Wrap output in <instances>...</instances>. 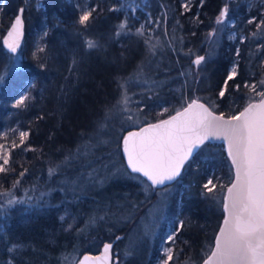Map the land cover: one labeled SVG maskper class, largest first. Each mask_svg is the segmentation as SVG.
I'll use <instances>...</instances> for the list:
<instances>
[{"label":"trees","instance_id":"trees-1","mask_svg":"<svg viewBox=\"0 0 264 264\" xmlns=\"http://www.w3.org/2000/svg\"><path fill=\"white\" fill-rule=\"evenodd\" d=\"M189 1V10H185L183 0H6L1 10L0 74L8 75L0 84V143L9 140L14 129L29 136L24 147L11 149L7 167L13 170L0 173V192L10 191L18 201L8 205V197L0 196V264H69L73 252L80 256L97 253L105 242L120 236L118 249L128 226L114 231L108 221L101 222L102 227L94 226L100 190L71 192L66 179L91 159L101 163L111 158L109 152L119 146L121 150L128 130L164 119L195 98L210 107L215 102L213 110L230 117L254 96L244 83L261 87L264 27L256 29L264 20V0ZM225 6L228 17L217 25L216 18ZM22 7L25 39L13 56L2 38ZM93 8L88 26L81 25L80 14ZM252 18L255 23L249 24ZM124 21L127 29L117 38L115 32ZM141 26L144 36L137 35ZM213 29H218L215 37L221 38L218 52L197 68L186 54L205 53L202 44ZM174 30L181 32L184 48L155 55L148 52L146 39L166 41ZM88 40L99 47L88 49ZM41 46L44 52L38 51ZM17 63L19 67L13 69ZM141 66L142 75L136 78ZM232 66H237L238 75L228 81L225 96L218 98ZM163 79L156 93L159 101L142 109L141 125L116 111L121 81L130 87L134 81ZM236 83L241 85L239 91L234 89ZM25 91L29 94L25 105L13 107ZM259 99L256 96L253 101ZM109 110L110 118L105 121ZM120 158L126 166L122 150ZM49 168H56V173L50 176ZM209 178L217 184L212 193L203 189ZM233 179V165L223 143H206L187 163L172 184L176 187L172 198L176 236L169 244L174 252L170 264L203 262L224 219L219 184L226 192ZM17 180L19 184L13 187ZM138 186L132 178L120 179L107 192L120 195ZM153 257L160 258L159 252ZM148 258L145 254L136 264H149Z\"/></svg>","mask_w":264,"mask_h":264},{"label":"snow or ice","instance_id":"snow-or-ice-1","mask_svg":"<svg viewBox=\"0 0 264 264\" xmlns=\"http://www.w3.org/2000/svg\"><path fill=\"white\" fill-rule=\"evenodd\" d=\"M182 7L189 10L187 0ZM94 11V8L83 11L79 16V23L87 27ZM20 12L22 13L23 9H20ZM227 17L228 7L225 6L217 16L216 24H224ZM248 23H255V18L249 19ZM262 27H264V20L257 24L256 30L259 31ZM126 29L127 21L120 23L115 36L118 38ZM217 31L218 29H213L208 33L210 46L217 42L212 39L216 36ZM43 35L46 36L47 32H44ZM137 35L144 36L143 26L137 30ZM21 36L22 20L17 16L14 25L8 32L9 38L4 41L9 53L13 56L20 48ZM145 44L148 46V52L155 55L159 41L151 43L149 38L145 40ZM86 46L88 49L99 47L98 43L93 40L86 41ZM38 51L44 52L45 48L41 46ZM239 55L240 52L237 49L236 56L239 57ZM205 60V56H197L192 63L199 68ZM18 67V63L12 65L13 69ZM41 67H43V63H41ZM7 75V72L0 74V84L4 83ZM141 75L142 66L138 69L136 78H140ZM237 75V66H233L218 93V98L225 96L228 91V81L234 80ZM258 83L261 86L259 89L256 83H244L243 87L249 89L254 96L249 98L242 111L230 116L227 120L223 114L217 115L212 110L217 106L215 102L211 103L210 108L206 107L204 103H200L199 98H195L187 102L182 110H177L169 119L150 124L139 132H129L123 138V151L127 156V167L130 169V173H139L147 178V181H142L145 184L146 196L149 192L156 191L157 187H159L160 193L168 192L170 185L167 182L174 181L180 176L181 169L193 156L194 150L205 141L210 139L227 141L228 154L235 166L234 180L231 186L227 187L226 192L225 186L219 184L224 201L222 207L227 215L215 237L214 245L205 253L202 264H264V79L259 80ZM119 86L121 98L115 109L126 113L125 120L132 121L134 117L128 107L130 97L127 94V82L121 81ZM240 87L239 83L234 85L236 91H239ZM256 96L260 99L258 102H253ZM28 99L29 94L25 91L15 100L13 107L21 108ZM110 114L111 110L105 114V121L110 118ZM99 127L103 129L105 124L101 123ZM28 136V132L20 131L19 144L12 141L10 148L24 147ZM10 158V150L0 144V161H2L0 173L13 170L6 167L9 165ZM56 171V168H49V175H54ZM20 175L23 176L24 173L22 172ZM133 178L138 179L139 177ZM16 184H19V180L15 181L13 187ZM216 187L217 184H214L211 178L203 185V189L207 193H212ZM0 196L8 197V205L18 202L10 191L0 192ZM19 202L23 203V201ZM164 207L162 198L160 204L154 207L153 223L146 228V234H151L158 221L164 218ZM183 225L184 222L181 221L179 226L183 227ZM175 236V232L169 234L165 243L174 242ZM111 247V244H105L102 261L101 258L85 256L81 264H93L94 260L95 264L109 261ZM161 252L164 258L160 264H170L174 259L173 249L163 247Z\"/></svg>","mask_w":264,"mask_h":264},{"label":"rangeland","instance_id":"rangeland-1","mask_svg":"<svg viewBox=\"0 0 264 264\" xmlns=\"http://www.w3.org/2000/svg\"><path fill=\"white\" fill-rule=\"evenodd\" d=\"M187 2L189 3L191 1L187 0ZM5 3L6 0H0V23L1 10ZM184 3L185 0H183V4ZM38 4L39 6L42 5L40 2ZM212 39L217 41L214 45L210 46L209 37L203 42L202 47L206 49L205 53H200L196 50L194 52H187L188 54L186 55L191 57L192 62L197 56L204 55L206 60L201 65H205L216 56L220 47V35ZM157 41L160 42L158 38L155 39V43ZM178 47L184 48V41L181 39V32L174 30L166 41H161L159 43L156 52L161 51L165 53L172 49L177 50ZM164 80L166 79L160 81L145 80L146 83L145 81H134L130 87L127 86V94L130 97L128 107L131 110V114H133V120L137 123L136 125L142 124V122H138L141 120L143 111H140V109H145V107L148 108V105H152L159 101V99L156 98V93L163 87L165 83ZM130 88H134L133 93L128 92ZM174 89L177 91V86ZM123 115H126V113H123ZM20 131L23 130L14 129L12 137L0 144L5 145V148L9 149L11 152V142L15 141L17 144L20 142ZM122 146L121 144V150ZM121 150L120 146L119 150H117L116 147L111 149L109 154L112 157L104 162L100 163L96 159H91L86 162L84 168H81L74 176L66 179L67 188L71 192L90 191L93 189L100 190V197L98 199L99 205L96 206V216L94 217V222H92L94 226L100 227L101 222L104 221H108L107 223L111 224V226L104 225V227L110 226L112 231H114L115 228L128 226L129 230L123 237L122 245H120L118 249L115 248L117 254H114V264H136L137 260L145 254L149 257V261H152H150L149 264H160L161 260L164 258L161 257V249L163 247H171L169 244L165 243V240L169 234L174 232L172 226L176 221V216L172 214V198L176 192V187L170 185L169 191L166 193H160L159 188H157L156 191H151L146 196L145 184L142 182L146 180L136 173H130L127 165L125 166L120 158ZM0 163H2V161H0ZM133 177L139 178L134 179ZM131 178L139 183L136 191L122 193L120 195L117 192H110V194L107 192L108 189H112L116 181ZM162 198L165 204L164 218L158 221L151 234H146V228L153 223L154 207L160 204ZM15 200L17 199L15 198ZM101 217H103V219H100ZM110 229L108 228V233ZM101 247L102 245L100 249ZM156 252L160 254V258L158 259L157 257H153V254ZM121 255L122 258L120 257ZM79 256L77 252H73L69 258V264H76L80 258ZM187 264H196V261L190 260Z\"/></svg>","mask_w":264,"mask_h":264},{"label":"water","instance_id":"water-1","mask_svg":"<svg viewBox=\"0 0 264 264\" xmlns=\"http://www.w3.org/2000/svg\"><path fill=\"white\" fill-rule=\"evenodd\" d=\"M20 9H23V12L21 13L20 12V10L18 11V13L16 14V16L14 17V19H13V22H12V24L10 25V27L8 28V30L6 31V33H5V35L3 36V38H2V44H3V46H4V48L6 49V51L7 52H9L8 51V49H7V46L5 45V43H4V41L5 40H7L9 37H8V32L11 30V27L14 25V21H15V19L17 18V16H19L20 17V19L22 20V36H21V38H20V48L18 49V51H17V54L19 53V51L22 49V47H23V43H24V39H25V19H24V8L22 7V8H20ZM201 56H204V55H201ZM259 100H255V101H253V102H258ZM199 102L200 103H204L205 104V106L206 107H210L206 102H204V101H202V100H200L199 99ZM211 108V107H210ZM180 110H182V109H180ZM213 110V109H212ZM215 112V111H214ZM175 114V113H174ZM174 114H172V115H170V116H168V117H166V118H164V119H161V120H159V121H156V122H150V123H147V124H144V125H142V126H140V127H138V128H133V129H130V130H128L126 133H125V135H124V137L125 136H127V134L129 133V132H139L142 128H145V127H148L150 124H155V123H159V122H161V121H164V120H167V119H169L171 116H173ZM215 114H217V115H220L219 113H217V112H215ZM224 118L227 120V119H229L230 117H227V116H224ZM123 137V138H124ZM208 142H211V143H223L224 144V146H225V150H226V153H227V155L229 156V154H228V144H227V141H225V140H217V139H210V140H208V141H205L204 142V144H202L199 148H197L196 150H194V153H193V156L188 160V162L199 152V150L201 149V147H203L206 143H208ZM122 145H123V140H122ZM122 153H123V157H124V160H125V163H126V165H127V156H126V154L124 153V151H123V146H122ZM229 158H230V160H231V157L229 156ZM187 162V163H188ZM187 163H185V165H184V167L181 169V174L183 173V171H184V168H185V166L187 165ZM231 163H232V161H231ZM233 165V164H232ZM129 169V168H128ZM233 169H234V175H235V166L233 165ZM130 170V169H129ZM136 174H139V173H136ZM181 174H180V176H181ZM139 175H141L142 176V174H139ZM180 176H178L174 181H171V182H167V184L168 185H172V184H174V183H176V181L180 178ZM143 177V176H142ZM144 179H146L147 180V178L146 177H143ZM234 180V179H233ZM233 182V181H232ZM231 182V183H232ZM150 183V182H149ZM231 186V184L228 186V187H230ZM159 188V187H158ZM224 210V209H223ZM226 212L224 211V219L226 218ZM223 219V220H224ZM222 224H223V221H222ZM222 224H221V226H222ZM220 226V227H221ZM220 229V228H219ZM219 231V230H218ZM217 234H218V232H217ZM120 237V236H119ZM118 241V239L117 238H115L113 241H108V242H105L103 245H102V247H101V250L99 251V252H97V253H89V252H87V253H84L83 255H81L80 256V258L78 259V261L76 262V264H81V262L83 261V258L85 257V256H89V257H92V258H101V261H102V258H103V256H104V246H105V244H111V249H110V251H109V257H110V259H109V261H107V262H103V264H114L113 262H114V256H113V250H114V247H115V245H116V242ZM215 242V241H214ZM93 264H95V260L93 261ZM202 264V263H201Z\"/></svg>","mask_w":264,"mask_h":264},{"label":"flooded vegetation","instance_id":"flooded-vegetation-1","mask_svg":"<svg viewBox=\"0 0 264 264\" xmlns=\"http://www.w3.org/2000/svg\"><path fill=\"white\" fill-rule=\"evenodd\" d=\"M117 243V242H116ZM116 245H115V247H114V250H113V256H114V254H117V251H116Z\"/></svg>","mask_w":264,"mask_h":264}]
</instances>
